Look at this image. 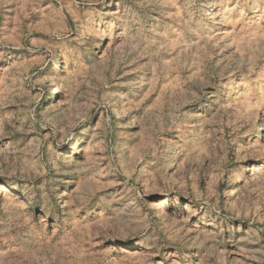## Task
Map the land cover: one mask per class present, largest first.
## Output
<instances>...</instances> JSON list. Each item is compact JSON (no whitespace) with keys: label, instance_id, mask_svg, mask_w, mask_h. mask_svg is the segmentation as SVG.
<instances>
[{"label":"rangeland","instance_id":"374dc122","mask_svg":"<svg viewBox=\"0 0 264 264\" xmlns=\"http://www.w3.org/2000/svg\"><path fill=\"white\" fill-rule=\"evenodd\" d=\"M0 264H264V0H0Z\"/></svg>","mask_w":264,"mask_h":264},{"label":"bare ground","instance_id":"6f19581e","mask_svg":"<svg viewBox=\"0 0 264 264\" xmlns=\"http://www.w3.org/2000/svg\"><path fill=\"white\" fill-rule=\"evenodd\" d=\"M57 89H58V87H57V86H56V87H54V89H53V90H54V92L58 91ZM155 205H157V206H162L163 204H162V203H160V202H157V203H155ZM186 208H187V209H190V207H189V206H186Z\"/></svg>","mask_w":264,"mask_h":264}]
</instances>
